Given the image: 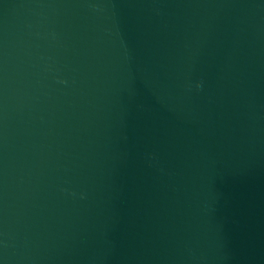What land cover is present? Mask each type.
Listing matches in <instances>:
<instances>
[{"label": "water", "instance_id": "water-1", "mask_svg": "<svg viewBox=\"0 0 264 264\" xmlns=\"http://www.w3.org/2000/svg\"><path fill=\"white\" fill-rule=\"evenodd\" d=\"M0 264H264V0H0Z\"/></svg>", "mask_w": 264, "mask_h": 264}]
</instances>
